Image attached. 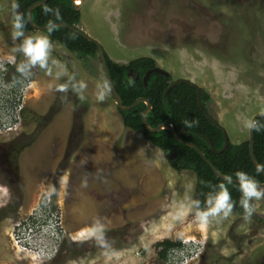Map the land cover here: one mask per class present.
<instances>
[{
  "label": "rangeland",
  "instance_id": "374dc122",
  "mask_svg": "<svg viewBox=\"0 0 264 264\" xmlns=\"http://www.w3.org/2000/svg\"><path fill=\"white\" fill-rule=\"evenodd\" d=\"M11 1L16 0H0V56L15 57L21 53L6 43L7 38L14 41L10 21L16 6L10 7ZM214 2L215 11L223 14L216 24L228 27L233 36L234 52L229 57L214 49L223 41L225 30L215 29L213 23L203 21L199 27L213 36L210 49L198 43L201 32L189 33L183 20L179 25L158 23V28L155 24L140 29L143 25L135 23L134 14L124 16V10L135 5L141 12V0H81L78 26L118 63L150 56L172 79L185 78L203 88L210 96L208 112L225 128L229 141L239 143L248 137L245 122L264 110V0H254L263 5L260 8L253 2L244 8L232 6V0ZM140 30L149 34L141 35ZM28 34L47 36L37 30ZM51 44L47 68L36 66L24 73L33 79L24 109L40 120L25 119L19 132L0 133L5 152L0 158V193L4 195L0 264H159L158 241L187 238L195 244L204 242L188 264L264 263V199L251 202L255 210L250 219L231 212L227 218L200 223L190 207L197 199L194 173L175 170L159 148L119 124L121 116L98 57L85 61L59 43ZM66 83V92L57 90ZM100 91H106L103 101L97 99ZM25 150L31 155L24 157ZM28 168L45 173L42 184L26 180ZM27 184L35 186L25 195ZM43 196L45 201L53 200L64 234L60 238L59 233L55 255L39 259L14 248L12 230L17 221L39 210ZM12 202L18 204L15 217L5 214ZM97 221L104 226L108 247L88 235ZM205 243V259L200 263Z\"/></svg>",
  "mask_w": 264,
  "mask_h": 264
},
{
  "label": "trees",
  "instance_id": "16d2710c",
  "mask_svg": "<svg viewBox=\"0 0 264 264\" xmlns=\"http://www.w3.org/2000/svg\"><path fill=\"white\" fill-rule=\"evenodd\" d=\"M37 0H16L15 6H22L21 15L26 20L25 31L32 30L25 15L28 5ZM49 8L52 11L45 13L44 9ZM58 11L59 18L54 14ZM16 13V12H15ZM14 13V14H15ZM14 16V15H13ZM32 20L38 25H45L49 22H67L78 25L80 21V10L75 9L71 0H48L45 3L35 7L31 11ZM13 21V19H12ZM50 42H57L69 52L74 53L77 57L88 61L97 57L96 45L83 38L74 31L55 27L49 34L45 30ZM109 74L113 85L121 97L123 105L131 104L136 98H147L152 107L147 113L146 118L150 126L154 127L162 122L169 123L173 126L178 136L184 140L196 144L204 155L213 163V165L222 174L235 178L237 171H244L253 176L257 182L263 181L262 174L256 173V168L251 162L249 156L248 140H242L239 143L228 142L227 147L216 152L210 146L208 141L216 150L221 149L223 145V136L221 130L210 123L201 113L197 105L196 89L191 85L180 82L172 87L163 99L165 88L172 82L170 76L166 77L160 73L152 72L147 78V84L144 85L143 75L146 70L156 66L155 60L150 56H138L130 59L127 63H118L112 60L105 53ZM18 65V61H17ZM132 74L129 75V71ZM201 101L207 110L206 103L210 99L208 92L202 89ZM117 108V107H116ZM145 108L143 102L129 110L121 111L117 108L124 126L143 136L145 140L159 148L167 156L168 163L175 170H188L195 175V193L196 201L200 202L201 208L204 207L207 196L211 195L214 188L211 186L226 181L216 178L210 166L200 157V155L191 147L176 142L167 129L157 132H149L143 126L141 113ZM40 116L32 111L23 109V120L33 119L39 121ZM256 127L253 133V150L257 162L264 165V115L255 120ZM32 135L28 136L29 143ZM208 141H207V140ZM173 153L172 158L169 155ZM226 187L234 201L232 212L242 215L243 210L239 206L240 192L237 183L227 184ZM17 203L12 202L7 205V213L10 217H15ZM2 213V212H1ZM4 215L1 214V217ZM2 219H0L1 221ZM181 245L180 240L163 239L155 244L157 249V258L159 264H164L167 260L168 253L171 249Z\"/></svg>",
  "mask_w": 264,
  "mask_h": 264
},
{
  "label": "built area",
  "instance_id": "2783aa9c",
  "mask_svg": "<svg viewBox=\"0 0 264 264\" xmlns=\"http://www.w3.org/2000/svg\"><path fill=\"white\" fill-rule=\"evenodd\" d=\"M15 63L14 56H0V133L4 135L20 131L26 94L33 82L27 74L13 76ZM3 200L4 195L0 193V202ZM38 208L36 212L16 220L12 244L20 252H32L39 259L50 258L58 250L59 233L62 238L64 229L52 199L45 201L43 196ZM197 250L194 240L187 238L179 247L169 251L165 264H188L193 255H197Z\"/></svg>",
  "mask_w": 264,
  "mask_h": 264
},
{
  "label": "clouds",
  "instance_id": "9594fccd",
  "mask_svg": "<svg viewBox=\"0 0 264 264\" xmlns=\"http://www.w3.org/2000/svg\"><path fill=\"white\" fill-rule=\"evenodd\" d=\"M50 11L52 10L47 7L44 9L45 13H48ZM54 14L57 16V18H59L58 11ZM25 27V18L21 14L15 13L12 21V38L13 40L19 38L20 42L18 47L16 48V51L21 53L25 57L26 61L25 63L19 65L17 70L21 73H25L27 70L36 66H39L40 68H47L49 56L52 50V44L49 37L45 35L26 34ZM55 27L56 25L54 22H49L47 24L49 34L55 29ZM83 87L84 85L79 86L81 90L83 89ZM101 87L105 90L107 89V85H102ZM68 88L69 84L67 83L57 86V90L62 92H66ZM73 90H76L75 86H73ZM105 95L106 91H100L97 99L103 101ZM81 99H83V96H81ZM245 126L248 128L256 127L254 121H246ZM138 151H140V149ZM256 173L258 175L264 173V165L257 164ZM235 178L236 183L239 187V192L241 194L239 206L243 210L244 219L247 220L251 218L255 210L251 202L254 200L259 201L261 199H264V187L259 185V183L253 176L244 171H237L235 173ZM223 179L227 184H231L233 182L232 176H225ZM226 183H219L217 185L211 186L212 188H214V191L211 193V195L207 196L203 208H201L199 201H192L190 203V207L195 210V218L200 223L207 224L211 219L220 220L227 218L231 214L234 207V201L232 200L231 194L226 187ZM88 235L90 237H94L97 244H99L100 246H109L104 237V226L100 222H94L90 226ZM199 243L200 242L198 241L196 244L198 245ZM202 243L204 242L201 241L198 246H201Z\"/></svg>",
  "mask_w": 264,
  "mask_h": 264
},
{
  "label": "flooded vegetation",
  "instance_id": "af4514ba",
  "mask_svg": "<svg viewBox=\"0 0 264 264\" xmlns=\"http://www.w3.org/2000/svg\"><path fill=\"white\" fill-rule=\"evenodd\" d=\"M141 1L143 2L141 12L136 11L135 5L130 6V8L127 7L124 10V16L127 15V12H130V16L134 14L135 23L137 22V23H140L141 25H143V26H140V29H142L143 27H149V26L152 27L155 24L157 26L156 28H158L159 27L158 23L160 24V26H162L163 23H166V24L174 23L176 25H179L180 23H182V20H183L185 25L186 26L189 25V27H190V30H188L189 33H191V31L201 32L199 34L198 43L200 45L204 44L203 46L205 48L210 49L209 47H211V48L213 47V43H215L214 42L215 40H213V36L208 34V31H205L202 33V31L199 30V27L201 26V23L203 21L207 24L213 23V26L215 27V29H219V31L225 30V35L223 36V41L219 45H216L217 48H220L221 50H224V51L218 50L216 47L214 49L217 50V53H222V54H220L222 57L225 55L223 53H226V55H228V57L233 55V52H234L233 51L234 46L232 43L233 42V36L232 35L229 36L228 27H226L225 25H222V24H219V25L216 24L219 21V19L223 18V14L218 12V11H215L214 7L216 6V3L214 2V0H203V1L202 0H148V2H147V0H141ZM145 1H146V3H145ZM249 2H253L254 7L260 8V6L261 7L263 6V5H261L260 2L255 4L254 0H232L231 5L232 6H241V8H244L245 7L244 5H247ZM158 3L161 4L160 7L157 6ZM127 10H129V11H127ZM15 12L17 13V7L15 8ZM124 16L122 18V19H124V21L129 20V18H124ZM12 19H13V17H12ZM149 30H150V28H149ZM179 30H182V29H179ZM140 31H141V35L149 34L148 33L149 31H145V30H140ZM182 31L184 34H187V30H182ZM153 33H154V29L151 31V36L153 35ZM139 34H140V32L137 35L139 36ZM176 37H178L177 34H175V39H177ZM220 37H222V36H220ZM143 38L144 37H142L139 40L143 41ZM145 38L149 39L148 36H146ZM182 38L186 39L184 37H182ZM189 41L191 42L192 40L189 39ZM19 42H20L19 38H17L14 41H12L10 38L6 39L7 45L14 47V49H16L18 47ZM177 43H178V41L175 42L174 44H177ZM230 44H232L233 47ZM22 56H23L22 54L21 55H19L18 53L15 54L16 63H15L14 70H13V76L18 75V74H24V73H21L17 70L19 65L22 64V63H20L21 62L20 58L23 59V63L26 62L24 60L25 58ZM17 61H18V65H17ZM31 70L32 69H29L26 72L30 73ZM173 80H175V79H172V81ZM207 112H208V109H207ZM3 146L4 145H2V146L0 145V158H4L3 156H4L5 152H4ZM6 178L11 179V177H7V176H6ZM7 205H9V204H7ZM234 214H236V213H234ZM236 215L241 216V217L243 216V214L242 215L236 214ZM206 249H207V244H206V246H204L203 250L200 252V254L198 256V260L200 263H202L205 259ZM263 260H264V258H263ZM259 264H264V263H259Z\"/></svg>",
  "mask_w": 264,
  "mask_h": 264
},
{
  "label": "water",
  "instance_id": "95a60500",
  "mask_svg": "<svg viewBox=\"0 0 264 264\" xmlns=\"http://www.w3.org/2000/svg\"><path fill=\"white\" fill-rule=\"evenodd\" d=\"M46 1H48V0H37V1L33 2V3H31L30 5H28L27 8H26L25 15H26V18L28 20L29 25L31 26V28L33 30L45 31V30L48 29L47 28V24L38 25V24L34 23V21L32 20V16H31L32 9L37 7V6H39V5H41V4H43V3H45ZM71 4H72V6L75 9L80 10L81 0H71ZM17 13H19V14L22 13V6L21 5L17 6ZM54 23H55L56 27H63V28L70 29V30L74 31L75 33L79 34L80 36H82L83 38L93 42L96 45V47H97V57L99 59V62H100V65H101L105 80L107 82V85H108V88L110 90V93H111V95L113 97L114 103H115L116 107L119 110H121V111L129 110L132 107H134L135 105H137L139 102H143L145 104V108L143 109V111L141 113V121H142V124L146 128L147 131H149V132H157V131L162 130V129L169 130L171 132L172 138L176 142L193 148L200 155V157L210 166V168L212 169V171L215 174L216 178L224 180L223 178L226 175L222 174L218 169H216V167L213 165V163L204 155V153L200 150V148L196 144H194L193 142H190V141H187V140H184V139L180 138L171 124L166 123V122H162V123H160V124H158V125H156L154 127H152V126H150L148 124L146 115L150 111L152 105H151L150 101L147 98L138 97L129 105H123L122 104L121 97H120L119 93L117 92L115 86L113 85L111 77H110V74H109V70H108V66H107V62H106L105 50L103 49L102 45L100 44V42L96 38H94L93 36H91V35L87 34L86 32H84L78 25H73V24H69L67 22H62V21L54 22ZM152 72L160 73V74H162L163 76H166V77L170 76V74L167 71L161 69L158 66H154L153 68H150V69L146 70V72L144 73L143 78H142L143 82H144V85L147 84V78H148L149 74L152 73ZM131 74H132V71L130 70L129 71V75H131ZM180 82L187 83V84L191 85L192 87H194L196 89L198 108H199L201 113L205 116V118L210 123L214 124L215 126H217L221 130V133H222V136H223V145H222L221 149L216 150V149L213 148L212 144L207 139L206 140L208 141L209 146L214 151H216V152L223 151L227 147L228 142H229L226 130L221 124H219V122L217 121L216 118H214L211 114H209L207 112V110H205V108H204V106L202 104V101H201L202 90H201L200 86H198L196 83H194V82H192V81H190L188 79H185V78L175 79L165 88V90L163 92V99H165V96L168 93V91L172 87H174L176 84H178ZM262 115H264V110L257 111L256 113H254L251 116L250 121H254L255 122L256 118L259 117V116H262ZM254 128H248L247 140H248V147H249V156H250L251 162L253 163V165L256 168L257 164H259V163L257 162V160L255 158L254 150H253ZM171 155H172V157L174 156L173 153H171ZM261 174L263 176V181L262 182H258V183H259V185L264 187V173H261ZM232 180H233V183H236V178L232 177Z\"/></svg>",
  "mask_w": 264,
  "mask_h": 264
},
{
  "label": "crops",
  "instance_id": "0c3cea01",
  "mask_svg": "<svg viewBox=\"0 0 264 264\" xmlns=\"http://www.w3.org/2000/svg\"><path fill=\"white\" fill-rule=\"evenodd\" d=\"M12 3H14L15 4V2L13 1H11L10 3H9V5H10V7H11V5H12ZM13 8V7H12ZM8 16H9V13H7V18H8ZM10 17V16H9ZM12 17H13V15H12ZM10 25H11V27H12V19H11V21H10ZM13 29V28H12ZM30 31H34V30H30ZM25 33L26 34H28L29 33V31H25ZM119 124L121 125V124H123V122H122V119H121V117H120V122H119ZM120 125L118 126V127H120ZM126 131L128 132V133H132V135L133 136H135L136 138H138V137H141L142 135L141 134H139V133H137V132H134V131H132L131 129H129V128H126ZM143 137V136H142ZM25 149H26V147H25ZM50 150V144L48 145V151ZM47 151V152H48ZM26 152V154H25V156L24 157H28V156H30L31 155V153L30 152H28V150H25L24 151V153ZM46 161V163L47 164H49L48 163V161L47 160H45ZM45 163V165H47ZM48 171V170H47ZM28 175H27V177H26V180L28 181V179H33V180H36L37 182H39V183H41L43 180L41 179V176H43V175H45V173L42 175V171H39L38 173H36L35 172V168L34 169H29L28 168ZM36 173V174H35ZM33 180L31 181L32 183H33ZM35 182V181H34ZM42 184V183H41ZM35 185H32V184H27L26 186H24V188H23V192L25 193V195L26 194H30V190H33V187H34ZM26 192H28V193H26ZM26 198V197H25Z\"/></svg>",
  "mask_w": 264,
  "mask_h": 264
},
{
  "label": "bare ground",
  "instance_id": "6f19581e",
  "mask_svg": "<svg viewBox=\"0 0 264 264\" xmlns=\"http://www.w3.org/2000/svg\"><path fill=\"white\" fill-rule=\"evenodd\" d=\"M78 2V1H77Z\"/></svg>",
  "mask_w": 264,
  "mask_h": 264
}]
</instances>
